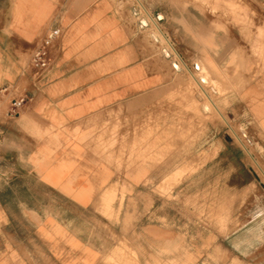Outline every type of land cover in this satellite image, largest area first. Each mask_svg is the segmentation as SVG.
Here are the masks:
<instances>
[{
  "label": "crops",
  "instance_id": "obj_1",
  "mask_svg": "<svg viewBox=\"0 0 264 264\" xmlns=\"http://www.w3.org/2000/svg\"><path fill=\"white\" fill-rule=\"evenodd\" d=\"M141 2L0 0V264H104L109 228L124 227L126 201L155 199L161 167L152 156L127 166V143L147 137L139 152L157 154V138L175 135L174 94L189 95L175 80L186 69L162 46L152 15L161 18L151 7L143 13ZM212 20L182 25L183 65L204 67L227 91L211 87L231 118L264 132V72L239 94L236 50L221 41L233 33ZM55 26L63 31L52 64L35 78L30 55ZM160 151L173 153L172 141ZM106 201L121 209L97 210ZM135 231L153 244L158 225L140 221Z\"/></svg>",
  "mask_w": 264,
  "mask_h": 264
},
{
  "label": "rangeland",
  "instance_id": "obj_2",
  "mask_svg": "<svg viewBox=\"0 0 264 264\" xmlns=\"http://www.w3.org/2000/svg\"><path fill=\"white\" fill-rule=\"evenodd\" d=\"M149 7L161 18L159 24L152 15L162 46L186 69V75L175 80L186 82L189 98L182 97V90L174 94L175 135L157 138V154L139 152L149 146L147 137L127 143V166L136 160L149 162L152 156L161 167L157 185L152 186L155 199L126 201L124 227L120 233L115 226L114 231L109 228L103 262L264 264V132L257 124L251 128L232 119L228 103L220 104L211 90L215 86L224 94L225 88L210 80L204 67L199 73L194 66L187 70L180 57L182 25L197 17L214 19L223 34L229 29L233 33L232 40L227 33L221 41L236 50V89L241 94L264 72V0H142L143 13H150ZM163 24L168 35L159 29ZM200 75L209 80L202 83ZM184 127L189 136L182 135ZM166 139L172 141L173 153L160 151ZM113 203L101 202L97 210L121 209L122 202ZM140 211L141 217L133 213ZM140 221L157 223L153 244L149 233L141 236L135 231Z\"/></svg>",
  "mask_w": 264,
  "mask_h": 264
},
{
  "label": "built area",
  "instance_id": "obj_3",
  "mask_svg": "<svg viewBox=\"0 0 264 264\" xmlns=\"http://www.w3.org/2000/svg\"><path fill=\"white\" fill-rule=\"evenodd\" d=\"M62 27L55 26L46 30L38 44L33 49L28 64L35 78L40 77L52 64L51 48L62 34ZM6 89L5 87L2 88ZM26 95L18 96L11 100L9 114L16 113L19 108L25 103Z\"/></svg>",
  "mask_w": 264,
  "mask_h": 264
},
{
  "label": "bare ground",
  "instance_id": "obj_4",
  "mask_svg": "<svg viewBox=\"0 0 264 264\" xmlns=\"http://www.w3.org/2000/svg\"><path fill=\"white\" fill-rule=\"evenodd\" d=\"M261 41H262V40H261ZM261 41H260V42H261ZM198 66H199V65H198ZM200 68H201V67H200ZM202 69H203V68H202ZM199 72H201V71L199 70ZM199 72H198V73H199ZM203 74H204V73H203ZM193 76H194V75H193ZM197 76L199 77V75H197ZM203 76H204V75H203ZM200 77H201V75H200ZM205 77H206V76H205ZM201 78H202V77H201ZM205 79H206V78H205ZM199 80H201V79H199ZM206 80H207V79H206ZM206 80H205V81H206ZM201 81H202V83H203V80H201ZM205 83H206V82H204V84H205ZM200 86H201V85H200ZM202 88H203V86H202ZM205 94H206V93H205ZM203 108H205V107H203ZM208 110H211V109H208ZM214 110H215V109H214ZM202 116H203V115H202Z\"/></svg>",
  "mask_w": 264,
  "mask_h": 264
},
{
  "label": "water",
  "instance_id": "obj_5",
  "mask_svg": "<svg viewBox=\"0 0 264 264\" xmlns=\"http://www.w3.org/2000/svg\"><path fill=\"white\" fill-rule=\"evenodd\" d=\"M201 80H203V82H205V78H201Z\"/></svg>",
  "mask_w": 264,
  "mask_h": 264
}]
</instances>
